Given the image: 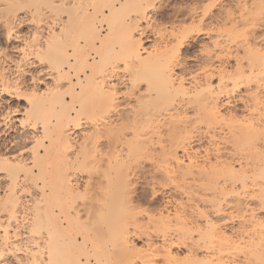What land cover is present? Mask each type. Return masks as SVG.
Listing matches in <instances>:
<instances>
[{
  "label": "bare ground",
  "instance_id": "6f19581e",
  "mask_svg": "<svg viewBox=\"0 0 264 264\" xmlns=\"http://www.w3.org/2000/svg\"><path fill=\"white\" fill-rule=\"evenodd\" d=\"M169 6L168 0H0V35L6 42L0 48V92L18 91L25 76L21 67L37 61L52 80L45 94L40 92L50 97L55 117L47 125L46 116L37 118L39 104L29 105L23 111L35 122L29 153L0 154V264H264V221L242 207L241 199L254 189L264 206V96L258 91L264 88V50L245 40L243 56L238 54L231 70L224 61L215 67L221 54L207 50L208 60L199 67L204 80L190 83L195 71L179 56L193 33L203 31V18L214 19L212 5L176 8L172 15ZM157 14L171 26L176 44L147 51L143 41ZM189 19L192 26H186ZM25 24H33L30 36L18 30ZM165 29L159 25L155 35ZM251 82L256 85L243 98L248 115L224 114L223 98ZM201 125L220 127L219 140L230 143L231 161L223 160L213 132L215 156L198 162L190 145L192 131ZM72 128H87L82 143L72 142ZM141 160L153 164L146 180L152 194L165 191V201L152 210L142 205H155L156 199L148 200L137 187ZM204 192L218 219L225 215L222 199L231 196V209L241 214L237 235L203 212L201 204L210 201ZM26 193L32 196L28 200ZM181 193L195 206L184 203ZM155 235L162 239L160 247ZM134 237L147 238L145 249L134 245ZM176 246L185 247L187 255L173 251Z\"/></svg>",
  "mask_w": 264,
  "mask_h": 264
},
{
  "label": "rangeland",
  "instance_id": "374dc122",
  "mask_svg": "<svg viewBox=\"0 0 264 264\" xmlns=\"http://www.w3.org/2000/svg\"><path fill=\"white\" fill-rule=\"evenodd\" d=\"M256 1H257V3H256ZM259 1L260 0H189V1L188 0H168V3L170 4V6H169L170 8L167 9V13L169 15H172L174 12L178 11L179 9L184 10V11H188L190 9V7H192L194 5L195 6L198 5L197 7H202V6L206 7L208 5H212L210 12L213 13L212 15H214V19L212 18L209 20L207 17L203 18V23H202L203 24L202 26L204 28V29L202 28L203 31L202 32L200 31V33H198V34H196L197 32L193 33L195 35V38L192 39L191 41L189 40L190 42H188V44H186L182 48V51L180 53L181 57L179 56V61H181L182 63H184V65H186V67L189 69L188 71H193V72L195 71L196 72V70L198 68L196 75L194 72L195 78H193V76L192 77L190 76L191 78L188 76L189 81H191L190 83H197V82L200 83L201 81L204 80L205 74L203 71L202 72H201V70L199 71V67L202 63H204L206 60H208L207 54L209 55V52L212 55L217 54L218 56H220V54H221L220 59L219 58L214 59L215 64H216L215 67H218L221 64V62L224 61L225 62L224 66H226L228 69L231 70L232 67L235 66V64H236V57L240 56L241 54L243 56V53H242L243 48L241 45H246V42H244L245 40L249 41L250 44L256 46L258 49L264 50V8H263L264 5L262 6V4L264 3V0H261L260 2ZM259 3L261 4L260 7L262 6V8H258ZM256 5H257V7H256ZM186 6H188V7H186ZM176 8L178 10H176ZM196 20H198V19H195V21ZM166 21L167 20H164V18H162V16H160L159 14L155 15L154 21L152 23L153 26H151L150 27L151 29L149 30L150 35L148 38H145L143 41V46L146 48L147 51H151V50L159 48V47L174 46L176 44V42H173V40L171 39L172 38L171 34H170L172 32L171 26ZM192 22H193L192 19L191 20L189 19L187 21L186 26H190V25L192 26ZM179 24H180V22L177 19L175 21V25L178 26ZM209 24L212 27H209ZM159 25H164L166 27V29H165L166 31L165 30H164V32L162 31L161 35H160V33L155 35L156 30L154 31V29H157V27ZM18 30L21 34L26 33V35H28V36H30L29 34H31L33 31H35L33 24H29V25L25 24L24 26L20 27ZM233 30L235 31V33H237V32L238 33H247L246 38L245 37L238 38L237 36H234V34H233V36L236 39H234L233 37L231 38L232 35L231 36H229V35H230V32H234ZM1 35H0V48H4V47H6V42H5L4 36H1ZM222 46H223V50H224L225 46H226L225 48H228V46H229L228 51H226L227 53L224 52V54H223ZM240 48H242V49H240ZM228 52H230V54H228ZM238 54H240V55H238ZM242 56H240V57H242ZM229 58H231V59H229ZM34 62H37V61H34ZM34 62L33 61L30 62L31 66H29V64H26V65H23L24 68H23V66L21 67L22 68L21 70L23 72H25V73H23L25 76H22L20 78V83L21 82L22 83H21L20 89L18 91L12 92L9 94L5 93L3 91L0 92V154L5 156V157L3 156V158H11L13 154H16L20 151H25L24 153L27 155L29 153L28 149H30L33 145V143L31 142V140H29L28 137L35 130V129L33 130V128H31L32 127L31 125H33L32 123H35V122L32 121L33 118H31L32 120L31 119L27 120L29 117L25 118L24 117L25 114L23 112L25 109H27V107L29 105L33 104L36 107L39 104V106L41 107V109L39 110V113L41 111H42V113L36 114L38 116L37 118H39L40 115L44 116V117L46 116L48 118L46 121L47 125L48 124L52 125L53 121L55 122L54 108H53L54 105L52 104L50 97L49 98L47 97L49 100L48 101L47 98L42 94V93L45 94L46 87L50 86V84L52 85V80H51V78L47 77L46 71L43 70V69L46 70V68H45L46 66L42 67L43 65H39L38 63L34 64ZM33 64H34V66H33ZM194 68H195V70H194ZM181 69L178 68L177 69L178 71L176 70L177 73H179L181 71ZM190 69H192V70H190ZM41 70L44 72H42ZM198 71L200 73H198ZM192 75H193V73H192ZM33 78H34V80H33ZM35 78H36V80H39L40 82L38 81L36 83ZM215 78L213 79L214 84L217 83V81H215V80H217V78L216 79ZM192 79H195V82ZM253 82H255V81H253ZM253 82H251V85L249 83L246 85H241L239 88H237V90L234 89L232 91L233 93L232 94L230 93L228 96V97H231V99L230 98L228 99L227 97L223 98L222 102H224V106L222 109H223L224 114H232V115H235L237 117L248 115L247 109L244 108V106H245V100H244L245 98L244 97L246 95V92L250 88H254V86L256 85V83L254 85ZM260 84H262V83H260ZM194 85L195 84H192L191 86H194ZM191 86L189 85V87H191ZM248 87H250V88H248ZM126 88H127V86L123 85V86H121L120 90L122 92H125ZM262 88H263V86L260 87V89H258V91L260 92V95L263 97L264 96L263 95V91H264L263 89L264 88L263 89ZM40 91H42V93ZM39 93H41V94H39ZM42 95H43V97H42ZM227 99L230 101H228ZM243 100H244V102H243ZM132 103H134V101H132ZM40 104L43 106V108ZM49 106L51 109L50 108L48 109ZM48 114H50V115H48ZM41 116H40V119H42ZM49 118H51V119H49ZM5 119H6V123L2 121ZM40 122H41V120L37 122L39 124V125H37V128H40L37 131H40L41 126H43ZM210 129L211 128H208L207 126L205 127V125H201L200 127L197 128V130L196 129L194 130L195 132L192 131V133L195 135L192 134L191 136H195V137H193L194 139L191 140L192 143L190 146L193 149V150H191V152L195 153L196 155L198 154L197 160H199L198 161L199 163L209 153L211 155L209 154L208 156H210L211 158L214 157L215 155H214L212 149L215 146L213 145V141H211L212 140L211 137L214 134L213 132H216L218 134V137H219V138L216 137L218 139L216 141L221 142L219 147L221 148L220 154H221L223 160L226 161L229 157V161H231L232 160L231 156H230L231 151L229 152L231 147H228L229 142L227 140H223V139L219 140L220 137L222 138L224 136L223 131L222 130H221L222 132L219 131L220 130L219 126L217 128L215 127V129H213V128L211 130ZM198 130H199V133H198ZM72 131H73V134L71 136V138H72L71 140H72V142H74V144L82 143V140L84 139V137L88 133L87 128H81V129H73L72 128ZM197 135H198V137H197ZM201 135H204V136H201ZM200 136H201V138H200ZM225 141H227V142H225ZM13 142L16 143L15 144L16 148L10 149L9 144H11ZM226 145H228V146L226 147ZM6 146H8L9 149H8V147L6 148ZM182 152H183L182 150H179L178 155L180 157H182V155H184V152H183V154H182ZM6 156H8V157H6ZM143 161H145V162H143ZM183 161H184L183 165H187V160L185 159V156H183ZM240 163H241V161L240 162L237 160L234 161V166L236 167V169L240 168ZM139 164L141 166L139 165V168L137 170V172L139 171L138 172L139 174L137 173V176H138L137 179L140 180L138 182L139 185H137L138 190L140 193L145 194L147 197H149L148 200L149 199L150 200L156 199V201L158 202L157 203L155 201V205H154L153 201H151V203L149 202L148 204L143 203L142 208L152 210L155 207H157L158 204L162 205L163 201H165L164 197H163L165 191L163 194L161 193L159 195V193H158L156 196L152 194V191L150 188L151 186L146 184V183H149V182H146V180L148 181L150 179L149 178L150 173L148 171L153 170V168H152L153 164H152V162L151 163L147 162V160H141V162H139ZM151 164H152V166H151ZM139 169H141V170H139ZM142 171L145 172V174H143V176L141 175ZM88 175H89V173L88 174L84 173L82 176L83 180L87 179ZM144 175H145V178H144ZM147 175H148V177H146ZM141 176L143 177V179ZM158 179L160 181L161 178L159 177ZM156 182H157V180H156ZM249 191L250 190L247 189L245 191L246 194H245V192L243 193V195L245 194V196H243V195H242L243 197L241 196L242 197L241 199H244L242 207H244L245 205L248 208L251 207L250 209L254 210L255 215L264 221V206L260 205L259 197L256 194H252V192L254 193L255 190L254 189H253V191L251 190L252 192H249ZM26 194L25 195L23 194V196H25V198L28 196L26 198L28 200V198L31 196V194L30 195H29V193H26ZM202 194L203 193H201V196H203V197L207 196L206 198H210V199H207V202H208V200H210L208 203H203V201H201L199 203V204L203 203V204H201L202 206L199 205L202 208V210H204L203 212H208V213L210 212L211 215L210 214H208V215L210 216L211 219L213 218L212 220L215 219L214 221H217V222L219 221L218 224L222 225L223 228L229 232V234L233 233V235H237V233L239 232V229H238L239 226L238 225H240V221H241L240 217H238V216H241V214H239V211L236 212V209H231L232 208L231 206L233 204L231 203L232 204L231 205L230 203H228V201H229L228 198L230 199L231 196H229V197L227 196V197L222 199L221 203H222V208L225 212V215L224 216L221 215L224 218L220 217V219H218V218H215L216 214L214 215L212 213L213 209L211 210V208H210L211 207L210 202L212 201L211 195H206L208 193H205L203 195ZM181 197L182 198L184 197L183 201H186L184 203H186L187 205L189 204L188 206H191V207L195 206L194 205L195 201L192 202L193 200L191 201L190 198L187 199V197L184 196V194H182V193H181ZM189 199H190V201L187 202V200H189ZM156 203H157V205H156ZM245 214L247 215V213H245ZM213 215H214V217H213ZM219 216L217 215L216 217H219ZM141 223H143V222H141ZM26 226H27V224L25 225V227ZM31 234H33L35 236V232H33ZM154 237H155L154 238L155 246L160 247L162 244L161 237L160 236L157 237L156 235ZM133 240H134V245H136V247L138 249H145V246L148 244L147 238H145V237L138 238V240H137V238L134 237ZM173 249H174L173 251L180 253L181 257H185L187 255V252H186L187 249L183 246H176ZM200 254H201V256H205L208 254V251L206 249H203V251L200 252ZM239 260L242 261V259H240V258H239Z\"/></svg>",
  "mask_w": 264,
  "mask_h": 264
}]
</instances>
